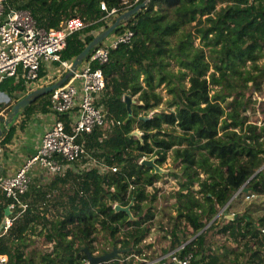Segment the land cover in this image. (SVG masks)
Masks as SVG:
<instances>
[{"label": "trees", "instance_id": "obj_1", "mask_svg": "<svg viewBox=\"0 0 264 264\" xmlns=\"http://www.w3.org/2000/svg\"><path fill=\"white\" fill-rule=\"evenodd\" d=\"M101 1L108 8H119L118 14L127 8L125 0H8V5L31 10L38 24L46 28L59 27L62 21L75 16L86 22L84 29L67 38L61 52L63 59L73 60L116 18L115 15L104 19L107 12L101 8ZM193 21L203 45L193 42V32L187 27ZM129 28L134 31L132 40L113 48L106 63L95 64L102 67L106 78L96 104L104 110L107 121H113L110 127L97 126L84 135L88 154L99 163L90 168H69L64 175H54L47 185V189L54 191L68 184L72 191L66 194L65 213L48 226L47 238L54 243V255L53 251L40 255H28L26 251L28 232L36 229L39 218L32 201L47 195L46 190H41L33 196L29 189L23 196L30 200L29 208L14 220L7 232L0 231V253L7 254L12 264H84L86 248L91 252L96 249L93 243L99 225L112 239L124 236L122 253L102 264H132L127 257L142 254L141 244L151 232L148 223L156 216L154 203L159 190L154 184L165 175L141 159L155 155V162L161 166L170 149L174 151L175 161L182 162V169L169 174L184 181L173 195L179 215L173 217L177 222L165 252L189 239L186 229L178 230V220L183 219L195 236L182 254L193 251L197 263L223 264L220 253L205 251L203 228L207 221L244 184L245 188L228 208L248 192L259 194L251 202L264 204L262 179L258 174L250 179L264 163L261 140L264 127L259 129L250 123L245 114L253 103L254 92L261 90L264 82V62H259L264 57V0H149L113 33ZM172 37H178L177 43L173 44ZM172 59L179 62L178 71L170 68ZM55 65L65 75L61 64ZM186 76H189L188 86L183 84ZM57 77L59 73L51 76L42 67L38 82L28 84L23 77H8L0 90L17 101L37 85L56 81ZM163 83L173 95L169 100V105L175 106L173 110H158L163 95L157 88ZM212 85H218V92L211 93ZM127 95L132 101L131 113ZM49 96L50 93L40 96L22 112L52 110ZM5 106L0 104V109ZM10 109L7 107L6 113ZM76 114L77 108L63 115L68 129ZM137 129L140 136L135 133ZM15 131L13 124L5 127L0 143H8ZM112 167L117 170L113 171ZM201 172L207 174L204 179ZM195 182H199L202 198L195 193ZM151 186L153 190L149 189ZM132 201V217L114 206H127ZM10 202L0 192V224ZM228 216L222 233L247 237L246 244L264 246V233H261L264 215L258 219L247 212Z\"/></svg>", "mask_w": 264, "mask_h": 264}, {"label": "built area", "instance_id": "obj_2", "mask_svg": "<svg viewBox=\"0 0 264 264\" xmlns=\"http://www.w3.org/2000/svg\"><path fill=\"white\" fill-rule=\"evenodd\" d=\"M138 1L125 0L127 8L122 9L126 8V11ZM100 6L107 12L105 20L117 16L120 11L117 7L108 8L105 1H101ZM86 25L80 17L75 16L62 21L59 27L46 28L38 24L31 10L10 6L8 0H0V86L8 77H23L27 83L37 81L41 68L49 69L56 62L61 64L65 72L68 71L73 60L63 59L61 52L66 47L67 38L84 29ZM133 35L134 31L129 28L118 34H110L103 40L78 70L62 86L50 93V107L56 114V119L44 132L37 151L28 156L11 174H5L0 163V192L11 199L7 206L10 214L6 216L3 232H7L14 220L29 207V202L23 196L30 189L32 172L35 169L46 171L52 176L64 175L69 168L77 169V161L89 155L84 135L91 133L97 126H112L113 121L108 122L104 110L96 104L105 88L106 78L102 67H96L95 64L106 63L111 50L122 43H129ZM10 103L11 96L0 90V104L8 106ZM76 108V117L70 122L68 129L63 115ZM144 159L145 156L141 162ZM259 168L257 174L264 170V165ZM112 170L116 171L117 168L112 167ZM245 185L238 189L236 196ZM258 195L256 192H248L246 198L251 199ZM261 233H264V226ZM191 240L152 261L146 260L144 264H204L195 262L197 257L193 251L182 254V250ZM0 264H12L7 254L0 253ZM84 264H91L88 258Z\"/></svg>", "mask_w": 264, "mask_h": 264}, {"label": "rangeland", "instance_id": "obj_3", "mask_svg": "<svg viewBox=\"0 0 264 264\" xmlns=\"http://www.w3.org/2000/svg\"><path fill=\"white\" fill-rule=\"evenodd\" d=\"M196 21H193L192 24L188 25V30H192L193 32V42L195 45H203L204 42L200 37V34L196 32L195 29ZM178 37H172L173 44L177 43ZM207 49V48H206ZM260 63L264 62V57L259 60ZM53 68V67H52ZM172 70L178 71L180 68V64L176 59L171 60ZM184 69V68H183ZM213 70V68H211ZM59 77H62L63 73L60 74ZM58 78V77H57ZM144 75L141 76L143 81ZM144 83V82H143ZM184 85L188 86L189 76H186L184 79ZM213 89L211 93L218 92V85H212ZM157 90L163 95V101L159 105L158 110L166 109L173 110L175 106L169 105V100L172 99L173 95L168 92V88L165 84H161ZM31 91V90H30ZM138 94L133 96V98H137ZM12 106L15 102L14 98L11 97ZM14 100V101H13ZM132 103V101H131ZM6 113V110H5ZM248 121L250 123H254L258 126L259 129L264 127V82L262 89L259 91H255L253 94V103L247 113ZM261 123V124H260ZM5 123L3 121L0 122V130H3ZM141 134V131L137 129ZM139 135V134H138ZM264 141V137L261 138ZM157 156H145V159H155ZM96 163H99L92 155H88L84 160H79L75 164L77 168H90ZM264 165V163L262 164ZM261 165V166H262ZM182 169V162L175 161L174 159V151L170 149L167 152V158L165 162L161 165V173L165 174L162 176L155 184L154 187L158 188V198L154 203L156 216L155 218L149 222L148 224L151 226V232L146 237V239L142 242L141 247L143 249L142 254L140 255H129L127 258L132 259L127 261H131L132 264H144L146 260L152 261L161 255H165L168 252H165V249L170 246V233L175 229V218L179 215V208L177 205V199L173 196L174 193L181 188L183 178L175 177L174 175L169 174L170 172L180 171ZM264 170L259 172V177L262 179L263 188H264ZM207 176L205 172H201V178L204 179ZM48 180V178H47ZM52 181L49 180L47 184L39 183L38 180H33L30 189L34 190V195L36 192L41 190H46L47 195L46 198H38L37 202L32 201L33 211L39 215V220L37 219V226L35 230H30L27 236V244L26 251L28 255L38 254L40 255L42 252H51L53 251L54 243L48 240L49 236V225L51 222L60 217L67 210V205L65 204L67 200L66 194L69 195L72 191L71 187L67 184L66 186H60L58 190L52 191L51 189H47V185ZM154 187H149L150 190H153ZM195 189V193L198 197L202 198L203 192H199L200 185L199 182H195L193 185ZM60 191V192H59ZM234 199V198H233ZM232 199V200H233ZM30 206V200L27 199ZM62 201V203H59ZM251 199H247L246 197H239L235 200V205L233 207L218 206V211L214 215V217L207 221V227L204 229L206 231V253H220L222 257L223 264H264V246L259 245L258 243H250L246 244V238L239 236L234 237L233 235L224 234L220 230L222 226L228 222L227 218L230 217L232 213H244L247 212L254 219H258L264 215V209L261 207L264 206L260 204H256L255 202H251ZM257 205V206H256ZM29 208V207H28ZM225 208V209H224ZM45 215V216H44ZM227 215V216H226ZM227 217V218H226ZM180 228L186 229L189 234V239L187 241L194 238L195 234L192 228L186 223L185 220H178ZM47 225V226H46ZM99 232L97 233V239L94 241L93 245L96 249L93 250V254L101 255L106 251H111L115 245L119 249L118 255L122 253L123 249H120L122 244L123 234L117 236V238H110L105 231L99 225ZM120 239V240H119ZM115 241H117L115 244ZM186 242V241H185ZM82 244L81 241L78 242ZM233 249V250H232ZM173 250V249H172ZM171 251V250H170ZM54 255V251L52 252ZM134 256V257H133ZM124 259L121 261L123 262Z\"/></svg>", "mask_w": 264, "mask_h": 264}, {"label": "water", "instance_id": "obj_4", "mask_svg": "<svg viewBox=\"0 0 264 264\" xmlns=\"http://www.w3.org/2000/svg\"><path fill=\"white\" fill-rule=\"evenodd\" d=\"M149 0H145L143 2L138 3L134 7L118 14L115 18V20L110 23L107 27L103 28L101 31H99L93 39L87 43V45L84 47V49L73 59L71 68L66 71L65 75H63L59 80L52 82L48 85H42L39 87H36L29 91L27 94L19 98L10 109V112L7 116V118L4 119V122L7 126H10L21 114V112L31 103H33L36 99H38L40 96H44L48 93H51L55 88H58L64 84V82L70 78L76 70L83 64V62L86 60L87 56L97 47L100 43H102L103 40H105L107 37H109L110 34H112L121 24L129 21L132 16H134L136 13H138L141 9H143ZM127 102V107L129 109V113H131V98L129 95L125 97ZM135 133L139 136L141 135L139 131H135ZM2 134V130H0V135ZM143 163H146L147 165L153 166L157 172L161 173V166L158 165L155 162V159H144L142 161ZM263 166V165H262ZM261 166V167H262ZM260 169V168H259ZM258 170L250 177L253 178L255 175H257ZM238 190L233 194V196L230 198L228 203L232 201V199L236 196ZM133 201L127 205V206H121L116 205V210L122 209L127 211L131 217V205ZM227 203V204H228ZM10 214L9 209L6 210L5 216L0 224V231L3 230V227L6 223V216ZM207 227V224L203 228V230ZM202 230V231H203ZM200 231V232H202ZM199 232V233H200ZM197 233V234H199ZM87 251V258L91 264H102L105 262H109L116 258L118 256L119 249L117 247H114L111 251H106L101 255L93 254L88 248H86Z\"/></svg>", "mask_w": 264, "mask_h": 264}, {"label": "crops", "instance_id": "obj_5", "mask_svg": "<svg viewBox=\"0 0 264 264\" xmlns=\"http://www.w3.org/2000/svg\"><path fill=\"white\" fill-rule=\"evenodd\" d=\"M57 68L58 67H56L55 64H52V66L47 69L48 73L51 76H54L59 71H61ZM60 78L61 77H59L57 80H59ZM52 82H44L37 85V87L42 85H48ZM9 107H11V105ZM6 109L7 106H5V108L0 112V122H4V119L7 118L9 114V112L5 113ZM55 119L56 114L52 110L48 112H42L39 109H35L34 112L29 114L21 112L19 117L12 123L16 126V131L12 139L8 143H0V163L3 166V172L5 174L14 173L22 165V163L28 156L33 155L37 151V148L41 143V139L43 137L44 132L53 124ZM5 127L8 126L5 124L3 130ZM36 179L39 183L47 184L50 179H53V176L41 169H35L32 172V182ZM42 191L44 192L45 190ZM31 192L34 196V190Z\"/></svg>", "mask_w": 264, "mask_h": 264}]
</instances>
